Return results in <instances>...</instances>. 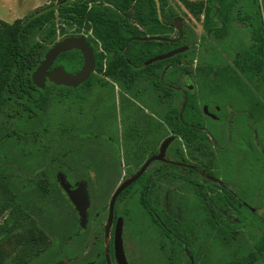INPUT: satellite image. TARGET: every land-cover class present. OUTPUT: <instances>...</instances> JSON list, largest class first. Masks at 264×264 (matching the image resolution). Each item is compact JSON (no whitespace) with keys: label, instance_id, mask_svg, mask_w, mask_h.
Here are the masks:
<instances>
[{"label":"rangeland","instance_id":"rangeland-1","mask_svg":"<svg viewBox=\"0 0 264 264\" xmlns=\"http://www.w3.org/2000/svg\"><path fill=\"white\" fill-rule=\"evenodd\" d=\"M52 1L54 0H0V20L8 23L24 20L36 9L49 5ZM199 1L168 0L181 18L184 31L182 42L188 47L183 53L192 58L194 63L192 73L187 74L172 68L168 61L170 58L157 61L162 62L159 71L164 82L171 86L170 96L165 100L159 97L157 90L153 96L149 74H144L135 84L129 85L127 80L118 82L120 79L95 73L90 86L55 92L47 109L40 111L34 118H29L27 114L13 119L3 117L0 129L5 139L0 144L1 164L22 202L33 211L32 216L26 217L22 222L26 226L36 223L40 231L34 234L48 247L47 252L31 264H85L97 259L98 251L101 253L103 245L110 258V249H114L111 236L123 210L128 213V220L124 225V246L130 264H184L188 261L185 251L155 226L142 206L140 192L130 189L118 198L112 225H109V204L114 192L123 180L132 177L143 159H134L131 154L134 146L127 143L123 144L122 154L118 146L109 142L108 136L111 134L112 139L117 142L114 132L122 124L142 121L144 115H147L146 109L151 100L150 113L154 115L151 116L152 120L164 124L168 110L180 104L183 99L186 84L193 86L202 105L204 101L211 102L212 99L206 97L207 93L202 90L199 82L205 70H208L207 67H211L214 73L227 65L236 68L239 56L245 55L244 48L248 49L253 43L249 33L243 29L238 31L234 27L228 28L227 32H206L202 19L190 8V5ZM259 1L262 4V0ZM82 35L88 38L90 33L83 32ZM172 36L177 38L178 31ZM55 66L62 67L61 64H54ZM237 71L242 74L239 69ZM260 76L264 79V75ZM256 77L259 76L253 79L256 80ZM257 82L261 85V81ZM260 85L257 87L251 83V90L261 89ZM87 91L90 94L82 100ZM218 105H222L224 112V104ZM212 107L209 110L215 112ZM238 108L236 106V110L230 114L232 119L245 116L244 111L241 112ZM206 123L211 134L213 122L207 120ZM251 130L254 132L248 147H242L236 142L234 147L237 149H232L233 153H227L228 147L220 149L212 141L206 143L207 148L202 149L204 152L195 149L196 147H187L185 141L177 137L173 130L162 131L157 136L159 144L171 135L175 136L173 138L176 140L170 146L173 161L184 159L199 171L215 173L224 182L231 183L234 192L246 198L251 211L258 215L257 219H252L246 210H241V215H237L228 205L224 206L226 202L222 197L223 192L219 190L216 198L222 212L231 215L223 216L219 224V228L226 229L227 233V241H223L217 235V230H212L207 223L200 199L202 192H195L183 171L172 168L170 177L158 180L154 193L157 201L167 203L193 230L196 238L194 251L202 253L212 264L240 261L250 252L256 251V242L264 236V125H252ZM9 133L10 136L7 137ZM229 158L232 161L230 167L227 166ZM61 172L72 185L82 181L88 185L91 207L89 224L85 230L80 229L74 207L63 191L59 190L57 175ZM188 178L202 181L213 195L212 182H204L195 173ZM10 214V211L0 213V226ZM25 235L19 234L15 239L20 240ZM3 252V248H0L2 260L5 259ZM76 256L79 258H74ZM7 261L9 258L5 263ZM250 264H264V258Z\"/></svg>","mask_w":264,"mask_h":264},{"label":"trees","instance_id":"trees-1","mask_svg":"<svg viewBox=\"0 0 264 264\" xmlns=\"http://www.w3.org/2000/svg\"><path fill=\"white\" fill-rule=\"evenodd\" d=\"M160 12L156 0H54L49 5L40 7L32 12L24 20L18 19L13 23L0 20V124L3 117L9 119L22 117L27 114L29 118H34L40 111L47 109L53 96L60 90H79L81 87L90 86L95 73L104 74L115 79L130 75H155L156 82H160L159 66L160 62H155L144 67V64L156 56L175 51L185 45L182 40L179 42H166L156 40H145L146 38H171L176 32L175 20L179 17L168 0H159ZM221 15H228L230 10L229 0H221ZM196 10L198 8V11ZM194 14H199V5H190ZM213 9L209 7V12ZM198 16V15H197ZM212 24L208 23V30ZM83 32L90 33L87 38L89 44L94 48L96 57L95 72L91 78L80 86L67 87L57 85L50 80L46 82L44 88L35 85L33 74L44 60L46 53L59 41L70 36H81ZM258 41L264 49V30L256 34ZM59 36H61L59 38ZM261 49L253 48L247 55L239 56L236 61V68L225 66L215 73L236 75L237 69L244 75L253 77L264 75V60L255 53H260ZM174 69H180L185 73H192L194 60L188 58L186 53H180L168 59ZM83 55L78 50H72L61 54L55 65H62L69 73H77L83 64ZM206 73H211L212 68L207 67ZM200 70V67L198 68ZM253 76V77H252ZM241 84H245L242 80ZM56 92V93H55ZM90 93L84 94L82 100ZM195 95L189 92L180 104L174 105L170 110L172 130L179 137L184 131L190 138V146L202 151L205 149L208 136L206 132L191 126L199 119L201 109L195 101ZM204 126V123H201ZM0 129V144L5 139V135ZM197 134V135H195ZM10 136V133L7 137ZM201 143L196 144L197 138ZM175 168V167H173ZM141 181L145 183L146 177ZM59 190L62 191L59 186ZM45 193L47 191H44ZM126 192V191H125ZM124 192V193H125ZM123 193V194H124ZM225 207H230L241 215V210H246L252 219H257L258 215L242 204L247 200L238 193L223 191ZM140 200L146 211L150 214L149 205L150 194L143 192ZM207 201V209L210 213H215L219 221L224 214L221 207L217 209L212 203V198ZM248 202V200L246 201ZM219 206V205H218ZM10 211V214L0 226V248H3L1 264H31L36 258L47 252L48 247L42 244L35 232L40 228L34 224L26 226L22 222L26 217L32 216V209L14 189V183L5 172V167L1 164L0 152V213ZM242 211V212H243ZM159 213V212H158ZM121 214V212H120ZM127 217V213H122ZM151 215V214H150ZM161 218H172L161 215ZM213 226V220L210 219ZM171 232L178 238L186 242L192 252V238L188 233L182 232L177 225L169 227ZM19 234H26L24 238L16 240ZM226 229L220 228L219 236L223 241H227ZM110 251H113L111 247ZM104 248L101 254H104ZM74 254V252H72ZM75 254H77L75 252ZM264 258V236L256 242V251L250 252L240 261L229 264H250L255 263L259 258ZM9 261L5 263V260ZM106 264L104 257L95 261ZM185 264H206L199 256L188 258ZM211 264V263H209Z\"/></svg>","mask_w":264,"mask_h":264},{"label":"flooded vegetation","instance_id":"flooded-vegetation-1","mask_svg":"<svg viewBox=\"0 0 264 264\" xmlns=\"http://www.w3.org/2000/svg\"><path fill=\"white\" fill-rule=\"evenodd\" d=\"M228 3L231 6L230 10L228 11V15L223 16L220 13V7L222 5L221 0H200L199 2H197V4L199 5L198 18L202 19L203 27L205 31L208 33H211L215 30V31H218V33H221V32H227L228 28H232V27L236 28L238 31H240V29L246 30L249 33L253 43L250 44L248 49L244 48L245 49L244 54L247 55L248 52L252 51L253 48L258 47V49L259 48L261 49V52L255 53V55L259 54L262 57V60H264V49L260 41H258V38L260 37L256 35V34L259 35V33L262 32V29L264 30V0H262V4L260 3L259 0H229ZM243 3H244V6H243ZM209 7H212L213 9L211 12H209ZM208 23L212 24L211 29L209 30L207 28ZM220 23H221V26H219ZM239 25H242L243 27ZM246 49H247V52H246ZM236 56L237 54L235 55V57ZM247 56L249 57L252 55L249 54ZM58 67L60 66H57V67L55 66L54 68H58ZM150 75H151L150 77L152 80L151 86H152L153 96L157 90V92H159V97L165 100V98L170 96V91H169L170 90L169 88H171L170 84L168 82H164L162 78V73L160 75L159 83L156 82L155 75H152V74ZM142 77H144V75H130L128 76V78L121 77L118 82L127 80V82H129L128 84L131 85V84H135V82ZM112 79H115V78H112ZM115 80H118V79H115ZM241 80L245 84H241L240 83ZM251 80L252 79L250 76L244 75V74L229 75V74H221V73H214V72H211V73L204 72V74L200 77L199 82L201 83L202 90H205L206 93L208 94V95L206 94V97H209L212 100L211 102L204 101L203 105L201 103L202 102L201 98L195 95L193 86L186 84V86L184 87V93H183L184 98H186L189 92H191L192 94L195 95L194 97L195 101L198 103L199 108L201 109V113L199 114V119L197 118L195 123H190V124H192L191 126L198 128L200 131L206 132L208 136L207 143L212 141L216 143L218 146H220L221 147L220 149L222 148L224 149V147H228L226 152L233 153L232 149L234 150L237 149L234 147L236 146V142H238L242 147H245V146L248 147L252 139L251 134L254 132L253 130H251L252 125L254 126L257 124L264 125V84H263L264 79L262 76H259V77H256V80H254L253 82ZM48 81L49 80H47V82ZM257 81H261V85ZM251 83L253 84V86H257V87L260 85L261 89L257 90L254 88V90L252 91ZM151 102L152 100L150 101V103ZM150 103L148 105V109H146L147 115H144L145 117L143 118L142 121H131V122L120 125V127L115 132L111 131V132L116 133L117 142L112 139L111 134L108 136L110 139L109 142L112 143L114 146H118V148L122 151V154L124 152L123 144L127 143V144L134 146V149L131 152L134 159L135 158L138 160L143 159L141 166L132 173V177L135 174H137V172L141 169V167L150 158L160 154L162 145L167 139H169V138L164 139L159 144V141L157 142L158 140L157 136L160 135L162 131L165 132V130L172 132L171 131L172 124H171V119H170L171 109H169L165 115L166 121L164 122V124H161L159 122L152 120L151 116H154V115L150 113V106H151ZM221 103L224 104V106L227 105L226 107L223 106L224 112H222V107H221L222 105L221 106L218 105ZM236 106H239L238 109H240L241 112L244 111L245 116H237L235 119H232L230 117V114L232 113V111L234 112L236 110L235 109ZM209 107H212L215 110V112L214 111L212 112V110L210 111ZM207 120H211L213 122V128H212L211 134L208 132L209 129L206 127ZM201 123H204V126H201ZM185 133L186 131H184V134L182 133L179 136V138L181 137L185 141V145L188 147L190 146L189 143H191L192 141L190 142L191 139L188 138L187 134ZM173 137L175 136L171 135L170 138H173ZM175 140L176 139L174 138L173 141ZM196 143H201V139L199 140L197 138ZM170 146L171 144L165 150L163 154V158L161 160L153 161L150 164V166L146 169L144 174L138 180H136L133 184L127 187L122 192V194L125 191L128 192L130 189H133L136 192H140V194H142L143 192L149 193L150 194L149 205L151 209V212H150L151 215L146 211L145 208L144 209L147 212V214H149L155 226L168 239L174 240L185 251L188 258L192 259L193 256H199L201 260L205 261L206 264H209L210 262L207 260L206 256H203L202 253L200 252L198 253L195 252L193 249V246L196 241L195 235L193 234V230L190 227H188L172 211V209L169 207L167 203H160L157 201V198L156 196H154V193L157 187L158 180H160L162 177L164 178L170 177L171 169L173 167H175L174 169L183 171L185 176H187L188 181L194 186L195 192H198V191L202 192L200 195L201 197L200 199L202 203V208L204 212L206 213L207 223L211 227L212 230H217V235L220 233V228H219L220 221L218 219L217 214L215 213L211 214L210 211L207 209L206 200H208L209 198H212V203L217 209H219L220 205L218 203V199L216 198V195L219 194V190H222V192L225 191L226 189L231 192H234L235 190L231 188L230 186L231 183L224 182L219 177L215 176L214 175L215 173H212V172L209 173L207 171L201 172L194 165L189 164L184 159L179 162L173 161L171 157V153H170ZM145 155L147 156L145 157ZM228 160L229 162H227V166H229L232 162L230 158ZM215 164L216 166H218L217 162ZM194 173L201 176L204 182L213 183L214 187L211 188L213 189L212 191L213 195L209 193V189L206 188V186L204 185V183H202V181H199L196 178H188V176H192V174ZM144 176L147 179L145 183L141 181V178ZM123 182L125 181L123 180L120 183V185ZM77 184L72 185V187L75 188ZM88 193H89V190H88ZM242 204L248 209L252 210V208L249 207V204L246 201L242 202ZM227 205L230 207L229 204H226V206ZM90 207H91V204H90ZM122 213H127V212L125 210L121 211V214H119V217L116 220V224L119 218H123V245H124V225H125V221L128 220V216L125 217L124 214ZM162 214H164L165 216H171L172 218H165V219L161 218ZM89 215H90V208H89ZM108 219H109V213H108ZM210 219L213 220V223H214L213 226L210 223ZM88 224H89V219H88ZM173 224L179 226L182 232L188 233L191 236V238L193 239L192 245H191L192 252L191 250H189L184 240H182L181 238H178L176 235H174L171 232L169 227H171ZM115 228H116V225H115ZM102 229H103V226H102ZM114 233H115V230H114ZM114 233H113V236H111L112 245L114 243ZM103 248H104V245H103ZM124 251H125V246H124ZM110 252H111L110 261L112 262V264H116L115 257H114V249L113 251H110ZM102 257H104L106 264H108L106 251L104 252V254H101L98 251L97 259H93L89 261L86 260L87 263L85 264H95V261H97L100 258L102 259ZM74 258H79V257L76 256ZM185 263L186 261L184 262V264ZM100 264H103V262L101 261ZM128 264L130 263L128 262Z\"/></svg>","mask_w":264,"mask_h":264},{"label":"water","instance_id":"water-1","mask_svg":"<svg viewBox=\"0 0 264 264\" xmlns=\"http://www.w3.org/2000/svg\"><path fill=\"white\" fill-rule=\"evenodd\" d=\"M156 1L160 12V2L159 0ZM175 28L179 33V36L175 39L154 37V38H146L145 40L179 42L182 40L184 36V31L180 17H178L175 20ZM187 49L188 47L185 46L183 48L176 49L175 51H171L169 53L156 56L153 59L147 61L144 64V67L160 60L172 58L177 54L185 52ZM72 50H78L83 55L84 62L79 72L69 73L64 67H58V68L53 67L58 57L61 54L70 52ZM95 67H96V57H95L94 48L89 44L87 37L84 35L70 36L59 41L46 53L44 60L33 74V80L35 85L38 86L39 88H44L47 80H50L51 82L57 85L76 88L81 84L87 82L91 78L92 74L95 72ZM173 140L174 138L167 139L162 145L161 152L159 155L150 158L141 167V169L137 172V174H135L133 177L123 182L116 189L110 200V205H109V225H112V221L115 213V204L117 202L118 197L127 187L133 184L144 174L146 169L150 166V164L153 161L161 160L163 158V154L165 150L172 143ZM57 179L59 186L67 195L69 201L72 203V205L75 207V210L77 211L81 229L85 230L88 226L89 208L91 204L87 184L84 181H82L79 182L75 188H73L72 184L68 181L66 175L62 172L57 175ZM114 257L116 264H128L124 251V245H123V218H119L115 228ZM107 260H108V264H111L109 257H107Z\"/></svg>","mask_w":264,"mask_h":264},{"label":"crops","instance_id":"crops-1","mask_svg":"<svg viewBox=\"0 0 264 264\" xmlns=\"http://www.w3.org/2000/svg\"><path fill=\"white\" fill-rule=\"evenodd\" d=\"M155 63V62H154Z\"/></svg>","mask_w":264,"mask_h":264}]
</instances>
